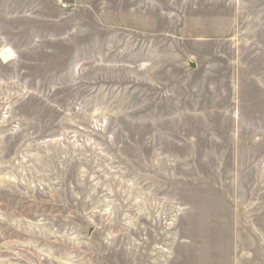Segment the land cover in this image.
<instances>
[{
    "label": "rangeland",
    "instance_id": "obj_1",
    "mask_svg": "<svg viewBox=\"0 0 264 264\" xmlns=\"http://www.w3.org/2000/svg\"><path fill=\"white\" fill-rule=\"evenodd\" d=\"M0 264H264V0H0Z\"/></svg>",
    "mask_w": 264,
    "mask_h": 264
},
{
    "label": "bare ground",
    "instance_id": "obj_2",
    "mask_svg": "<svg viewBox=\"0 0 264 264\" xmlns=\"http://www.w3.org/2000/svg\"><path fill=\"white\" fill-rule=\"evenodd\" d=\"M7 53H8L7 55H9V52H7ZM1 56H2L3 58H4V57H5V58L7 57L4 51L1 53Z\"/></svg>",
    "mask_w": 264,
    "mask_h": 264
}]
</instances>
